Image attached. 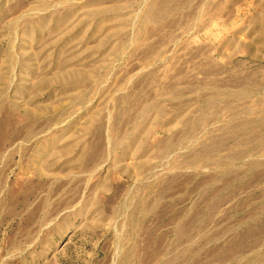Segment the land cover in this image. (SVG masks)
Here are the masks:
<instances>
[{
  "label": "rangeland",
  "instance_id": "374dc122",
  "mask_svg": "<svg viewBox=\"0 0 264 264\" xmlns=\"http://www.w3.org/2000/svg\"><path fill=\"white\" fill-rule=\"evenodd\" d=\"M0 264H264V0H0Z\"/></svg>",
  "mask_w": 264,
  "mask_h": 264
}]
</instances>
